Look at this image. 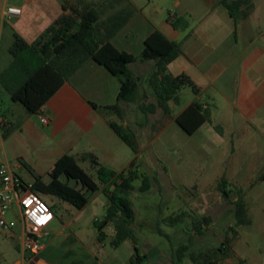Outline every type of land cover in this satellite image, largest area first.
I'll list each match as a JSON object with an SVG mask.
<instances>
[{
  "label": "crops",
  "instance_id": "0c3cea01",
  "mask_svg": "<svg viewBox=\"0 0 264 264\" xmlns=\"http://www.w3.org/2000/svg\"><path fill=\"white\" fill-rule=\"evenodd\" d=\"M74 1L0 0V12L7 6H17L21 10L18 15L0 18V40L4 38L7 49L13 33L27 42L33 41L61 13L62 4ZM129 1L135 8L134 13L112 37V44L136 58L130 69L141 81L146 80L154 69L153 60L138 58L148 34L158 29L168 39L180 43L182 53L167 68L172 75L188 76L196 86V92L187 88L178 92L177 102H169V122L174 123V118L193 101L210 112V122H204L191 134L199 135V142L185 148L188 156L194 153L192 156L196 161L187 166L203 167L193 173L203 177L204 183H216L224 177L245 191L251 220L249 225H235L233 205L220 192L218 203L222 204L223 198L230 206L217 211L216 217L211 213L201 214L211 218L210 223L204 226L205 233L216 231L219 237L212 248L220 245L226 235L232 237L230 228L237 231L230 242V255L219 258L217 264H232L242 256L259 263V259L245 248L258 241L259 230L264 231V224H254L251 216L255 209L264 214V181L249 185L264 169V0H251L252 9L244 17L230 15L222 0H171L167 10L185 17L188 22L185 29L173 27L167 16L161 15L163 7L158 0ZM10 60L11 56H1L0 53V71ZM137 62L143 65L141 69L134 68ZM118 90L117 77L93 60H88L65 81L37 114L26 113L8 101L7 93L0 90V110L10 109L11 120L18 123V127L0 141V155L21 175L24 170L29 180L32 179L31 173L21 161L29 162L27 165L33 174L44 175L64 154L79 158L86 152H93L106 166L116 170L128 167L135 157H139V152L135 154L107 120L131 126L139 137L133 125L126 120L125 113L133 102L122 103V120L103 109L116 103ZM143 94H146L147 101L154 100L150 89H139L138 99ZM39 114L48 117L47 124L39 121ZM97 194L102 195L97 191L91 196ZM203 198L208 206V196ZM56 201L59 204L60 200ZM87 204L66 219H61L58 212L55 214L38 236L44 241L39 243L36 264H64L57 253L70 255L73 248V260L77 264L116 263L109 258L114 249L110 245L112 224L108 223L103 228L105 236L102 241L97 240L94 226L95 220L102 219L106 202L101 201V216L92 218L90 210L82 213ZM128 243L131 249L121 264H129L134 252L132 242ZM106 244L109 251L105 249ZM102 250L105 253L100 257ZM188 264H192L191 261Z\"/></svg>",
  "mask_w": 264,
  "mask_h": 264
},
{
  "label": "trees",
  "instance_id": "16d2710c",
  "mask_svg": "<svg viewBox=\"0 0 264 264\" xmlns=\"http://www.w3.org/2000/svg\"><path fill=\"white\" fill-rule=\"evenodd\" d=\"M221 3L233 17L246 16L253 6L251 0H222ZM134 10L129 0H75L68 5L62 4L61 13L33 41L27 42L13 33L8 48L11 60L0 71V90L7 93L11 102L20 103L26 113L37 114L65 81L88 60H93L103 65L119 81L116 103L103 109L116 114L122 120V103L137 101V106L144 115L160 110L164 118H169V102H177V94L182 88L189 87L196 92V86L185 74L172 75L168 71V64L182 53L181 45L155 29L144 39L143 49L138 56L142 61H154V69L146 79L154 100L147 101L146 94H143L139 101L140 81L130 69V64L136 58L117 49L111 42ZM167 20L175 28L185 29L188 26L185 17L176 12H169ZM91 105L98 108L93 103ZM10 116V109L0 110V141L18 127V123L12 121ZM174 121L185 133L191 135L204 122H210V112L199 102L193 101ZM107 122L135 154L139 152V137L131 126L111 120ZM136 160L137 157L128 167L116 170L102 164L93 152H86L79 158L64 154L44 175L33 174L27 164L22 161L21 163L31 173L33 189L42 199H47L46 202L54 214L58 212V204L53 198L81 209L87 204L91 194L100 191L106 198V204L102 219L94 221L97 240L104 239L103 228L111 223L113 234L110 245L117 248L125 240H130L134 252L129 264H149L147 254L141 253L137 248V235L133 226L134 211L128 198L135 190L147 191L150 188L149 177L139 172ZM79 162H87L94 175ZM137 178H141V184L135 188L132 182ZM261 181H264V169L249 185ZM217 190L232 203L235 225H249L251 220L244 189L221 177L217 182ZM186 216L187 212L181 211L161 219L160 223L175 226ZM210 221L209 216L195 215L192 219V234H204V226ZM158 231L163 234L161 229ZM230 231L232 237L226 235L215 248L196 251L190 249V242L182 244L174 250L175 258L181 261L187 254L192 264H217L219 258L231 253L230 242L237 235V231L233 228Z\"/></svg>",
  "mask_w": 264,
  "mask_h": 264
},
{
  "label": "rangeland",
  "instance_id": "374dc122",
  "mask_svg": "<svg viewBox=\"0 0 264 264\" xmlns=\"http://www.w3.org/2000/svg\"><path fill=\"white\" fill-rule=\"evenodd\" d=\"M158 1L163 7L161 15L165 18L169 13L167 9L170 8L171 0ZM0 53L1 56L4 54L10 56L4 38L0 40ZM142 67L143 65L139 62L134 66L137 69ZM184 88L190 89L189 87ZM139 89L149 91L146 80L140 81ZM140 100L141 98H139ZM8 101H10L9 97ZM15 104L23 108L20 103ZM125 114L127 122L133 125L139 134V157L136 160L139 172L145 173L150 180L149 190H135L128 196L134 211L133 226L137 235V248L141 253L147 254L149 264H188L190 259L187 254L181 261L175 258L174 250L178 246L190 242L191 250H204L212 248V244L217 243L219 238L216 231H209L199 236L192 234L193 217L201 216L202 213H211L213 217H216L217 211L224 210L230 204L223 198L221 199L223 203H218L217 182L204 183L203 177L194 175V171L202 170L203 167L187 166L188 163L192 165L196 161L192 156L194 153L188 156L185 148L192 147L199 142V135L185 133L176 122H169V118H164L160 110H157L155 114L144 115L139 110L137 101L128 106ZM164 126L165 128H163ZM162 128L163 130L160 132ZM79 164L89 170L87 162H79ZM90 172L94 175L93 171ZM21 173L24 177H28L24 170ZM132 184L137 188L141 184V178L133 180ZM91 195L87 207L82 213L90 210L91 218L94 215L101 216V201L106 202V198L103 194L93 197ZM205 195L209 199L208 206L203 198ZM52 200L56 201L57 199L53 198ZM78 210L67 202L59 201L58 214L61 219L69 218L75 212H79ZM181 211H186L188 216L175 226L160 223L161 219ZM251 216L254 224H264V214L259 210H253ZM7 220L11 221L8 229H0V264H21V229L16 207H13L9 212ZM158 229H161L163 234H160ZM258 233L260 237L258 241L250 243L245 249L248 253L254 254L259 259V263L252 259H246L247 256H242L243 258L232 261V264H264V231L259 230ZM37 239L39 243L44 241V238L41 237ZM128 242L130 241H124L120 247L112 249L109 258L114 259L116 262L114 264H121L124 261L131 249ZM105 249L110 250L108 244ZM74 250L73 248L70 255L62 256L60 252L57 255L61 256V261L64 264H77L73 260ZM104 253L103 250L100 251L99 256H103Z\"/></svg>",
  "mask_w": 264,
  "mask_h": 264
},
{
  "label": "built area",
  "instance_id": "2783aa9c",
  "mask_svg": "<svg viewBox=\"0 0 264 264\" xmlns=\"http://www.w3.org/2000/svg\"><path fill=\"white\" fill-rule=\"evenodd\" d=\"M20 8L7 6L0 12L4 16L18 15ZM42 124L48 123V117L38 116ZM17 208L21 229V264H36V254L40 249L38 236L52 221L55 214L49 204L33 189L32 180L22 176L9 161L0 155V229L7 230L11 224L7 215Z\"/></svg>",
  "mask_w": 264,
  "mask_h": 264
}]
</instances>
